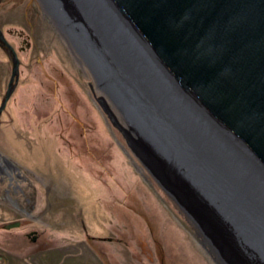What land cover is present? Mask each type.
I'll return each mask as SVG.
<instances>
[{
	"label": "water",
	"instance_id": "water-1",
	"mask_svg": "<svg viewBox=\"0 0 264 264\" xmlns=\"http://www.w3.org/2000/svg\"><path fill=\"white\" fill-rule=\"evenodd\" d=\"M102 5L108 13L94 12L98 20L89 18ZM58 8L76 14L67 31L93 39L106 60L98 68L82 42L71 45L101 90L98 102L137 157L226 264H264L259 247L264 248V229L232 192L239 179L231 172L236 162L243 180L252 169L255 176L264 177V0H59ZM0 44L13 61L1 114L18 83L21 60L1 28ZM163 80L201 115L199 128L206 129L208 122L227 147L204 133L197 140L185 126L182 111L169 112L177 130L161 120L160 111L168 116L161 102ZM130 89L135 92L132 99ZM258 201L264 205V200Z\"/></svg>",
	"mask_w": 264,
	"mask_h": 264
},
{
	"label": "rangeland",
	"instance_id": "rangeland-1",
	"mask_svg": "<svg viewBox=\"0 0 264 264\" xmlns=\"http://www.w3.org/2000/svg\"><path fill=\"white\" fill-rule=\"evenodd\" d=\"M3 1L0 26L21 66L0 152L20 167L25 194L13 195L29 215L0 201V264H226L108 118L43 3ZM12 73L0 47V102Z\"/></svg>",
	"mask_w": 264,
	"mask_h": 264
},
{
	"label": "bare ground",
	"instance_id": "bare-ground-1",
	"mask_svg": "<svg viewBox=\"0 0 264 264\" xmlns=\"http://www.w3.org/2000/svg\"><path fill=\"white\" fill-rule=\"evenodd\" d=\"M42 2H44L43 3L44 4L43 6H45L44 10H46V12L49 14H54L55 19H53V20L57 21V23L60 25L61 28L63 27V30L61 29L64 32V33L62 32V35L68 41L70 47L73 43L80 41L83 43V45H81V48L84 49L86 55L91 59V61L97 64L98 68H99L98 64L101 61L106 62V60L104 58L102 59L103 56L101 57L99 55V53L95 50L96 47H95V42H93L94 41L93 39H90L83 32L79 33V31H77V30H73L71 33H69L67 31L66 27L69 24H72L75 22L74 21L75 20L74 15H76V14H74V15L71 14V13H73V11L72 12L68 11V13L64 14V12H62V10H60V8H58L59 0H43ZM82 4H83V2H82ZM91 4L93 6L94 5L96 6L97 2H94V3L92 2ZM87 5L88 4H86V6H85L86 8L88 7ZM97 9L98 10L93 9V13L92 12H91V14L89 13V18L90 17H93V18L96 17L97 13H94V12H98V14L100 13L101 15H102V13H105V12L108 13V11H107L108 8L106 5H102V7L97 6ZM84 13H85V11H84ZM110 18H112V17H110ZM96 19H97V17H96ZM62 20H64V22ZM110 24H111V22H110ZM112 25H113V23H112ZM80 27H81V29L85 28L84 25H82ZM115 30H117L119 32L120 29L118 30L117 28H115ZM72 33H75V34H72ZM79 34H81V35H79ZM115 34H116V31H115ZM119 36H121V35H119ZM74 37H75V39H73ZM116 37H118L117 34H116ZM122 37H123V35L121 36V38ZM118 39H119V37H118ZM131 45L133 47L134 44L130 43V46ZM116 49L119 50L120 48L116 47ZM77 52H78V50H77ZM137 59L139 60L138 56H137ZM105 67H107V66H105ZM149 72H154V71L150 69ZM151 74H153V73H151ZM157 82H159V81H157ZM163 82H164L163 86L166 87V90L163 91L164 101H161V100L160 101L165 105L166 110L168 111V116L165 113L166 112L165 110L160 111L162 113V115H160L161 120L164 121L166 125H168L170 123V128H172L173 124L171 123L170 120L173 118V116L170 113H172L174 115L175 111H177L178 113L180 111H182L184 114L183 121H184L185 126L187 127L188 130H190L193 133V135L196 137L197 140H199L200 133H204L205 137L208 140H210V137L212 136V141L213 140L216 141L222 147H227V146H225L227 144L225 142H223L222 137L217 134L220 132L218 130H216V129L214 130L212 127H210L208 122H207L206 127L204 126L206 129L199 128L198 123L203 121V119L201 118V115L199 113H197L196 110H194L193 108H191L187 104H185L184 97H182L180 95L179 91H177L172 84H170L164 80H163ZM128 94L130 97L129 99H132V97L135 96V92L131 91V89L128 91ZM142 101L145 105V109L147 110V112L151 113L153 115L154 111L151 109V106L149 105V103L144 98L142 99ZM172 104L174 105V107L172 106ZM167 107H169V108H167ZM112 108L114 109L115 112L117 111V108L113 104H112ZM174 130H177V127H173L172 131H174ZM237 163L238 164H240V163L244 164L242 162H240V163L237 162ZM245 167H246V169L249 168L248 165H245ZM231 172L233 174L235 173L237 178L239 179V181H238L239 186L237 188L233 189L232 192L239 194V196L241 197L240 201H241L242 205L244 206V208L253 217V219L254 218L259 219L258 221H260V223H261L260 226H262L264 229V205H262L258 201V199H261V201L264 200V198H261L262 196H264V181H263L264 177L262 175H260L263 177V180L261 177H258L257 175H256L257 176L256 177L255 171H254V169H252V170L248 171V174H245V177L243 180V176L240 178V171H239V168L236 167V162L232 163ZM257 197H258V199H257ZM261 243H264L263 239H261ZM259 247H262L263 250L261 249V251L264 253L263 244H262V246L259 245ZM256 261H258V259H256Z\"/></svg>",
	"mask_w": 264,
	"mask_h": 264
},
{
	"label": "flooded vegetation",
	"instance_id": "flooded-vegetation-1",
	"mask_svg": "<svg viewBox=\"0 0 264 264\" xmlns=\"http://www.w3.org/2000/svg\"><path fill=\"white\" fill-rule=\"evenodd\" d=\"M3 2L4 1L1 0V3H3ZM1 3H0V5H1ZM0 28H1V26H0ZM24 42L27 44V46H23L21 48L23 50L31 46V43L27 39H25ZM29 43H30V46H29ZM0 47L3 50L5 49L1 44H0ZM7 52H8V50H7ZM17 52H18V50H17ZM8 54H9V52H8ZM9 56H10V54H9ZM11 60H12V58H11ZM20 60H21V58H20ZM12 64H13V61H12ZM20 66H21V64H20ZM18 83H19V80H18ZM18 83H17V85H18ZM17 85H16L15 90L12 93V95L16 92ZM8 88H9V86H8ZM4 98H5V96H3V99L1 100L0 106H1ZM10 99H11V97H10ZM19 170H20V167L16 164V162L10 160L6 155H4L3 153L0 152V186L7 183V187L5 188V191H4V196H0V201L6 203L8 205H11L12 207L17 208L24 215H29L21 207L20 198H18L19 195L25 194L24 188L20 185V180L22 179L23 176ZM13 194H16L18 196H14ZM28 201H30V200H28Z\"/></svg>",
	"mask_w": 264,
	"mask_h": 264
}]
</instances>
